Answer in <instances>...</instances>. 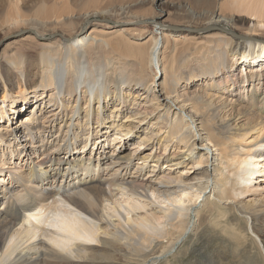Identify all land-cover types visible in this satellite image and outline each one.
Here are the masks:
<instances>
[{
	"label": "bare ground",
	"instance_id": "obj_1",
	"mask_svg": "<svg viewBox=\"0 0 264 264\" xmlns=\"http://www.w3.org/2000/svg\"><path fill=\"white\" fill-rule=\"evenodd\" d=\"M186 2L132 41L129 1H0V264L264 260V0Z\"/></svg>",
	"mask_w": 264,
	"mask_h": 264
},
{
	"label": "rangeland",
	"instance_id": "obj_2",
	"mask_svg": "<svg viewBox=\"0 0 264 264\" xmlns=\"http://www.w3.org/2000/svg\"><path fill=\"white\" fill-rule=\"evenodd\" d=\"M118 1L132 2L131 3L132 12L134 13V15L140 17L143 20H147V22L145 21L144 24L137 23V24H131V25L126 26L127 31L129 32V35H130V36L128 35L129 40H132V41H136V39H146L148 37V34L150 33L149 31H151L152 26H153V23L151 21H148V19L152 18L154 15L163 13L164 17L161 19L162 21L172 20L171 22H173L174 24H178L179 22H181L182 19L187 18L186 14L189 13V11H191L190 10L191 8L188 6L186 0H118ZM16 25L21 26L23 24H16ZM9 26H12V21L8 18V16H6V18H0V40L1 38L2 39L5 38L6 35L11 36L15 34L16 30H13V28H10ZM118 27L123 28L124 26L122 25ZM30 33L31 32H26L23 36H19V35L15 36L11 39H8L7 41L3 43L0 41V55L3 53H10L12 49L14 48L16 50L17 46H21L20 45L22 43L21 41H26L27 38L30 37L31 35ZM34 43L36 42H32L27 45L32 46ZM16 91L19 92V89H16ZM21 91H26L27 93L30 94V92L25 89H21ZM20 103H23V102H20ZM20 105H21V108L23 106H26L24 104H19V106ZM32 107H33V104L28 102L27 106L24 107L25 109L27 108V111H26L27 113H25V110L21 112V113H24L22 114V116L19 115L20 113H17L15 115V119H19V120L23 119L25 116L30 114ZM125 146L127 145L125 144ZM125 149L121 151L120 154L123 155L126 151H128ZM130 149L132 148L130 147ZM97 155H98V152H97ZM260 198H261V194H256V195L249 196L244 200L245 201L256 200V199L258 200ZM242 224L245 226V223H242ZM207 237H208L207 235L202 236L199 240H197L196 245L192 249H189V248L187 249L188 251L187 256L180 257L178 258V260L176 259L175 261L178 264L179 263L180 264H191L192 262H194V260L196 261V259L199 261L201 259L200 256L202 254L208 253L209 255H211V257L212 256L215 257L218 255L221 256V254H223L226 258H228L226 261H224L225 262L224 264H262V263L264 264L263 258L258 254V252L260 251L252 243H249L248 248L242 247L243 250L240 247H238L235 243H233L232 245L229 246L228 249H223V251H220L218 250L220 246L219 241L216 242L215 239L213 238L210 239ZM232 251L234 252L237 251L240 253H238L237 256L233 258ZM258 255L260 258L258 257Z\"/></svg>",
	"mask_w": 264,
	"mask_h": 264
}]
</instances>
